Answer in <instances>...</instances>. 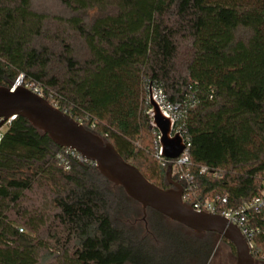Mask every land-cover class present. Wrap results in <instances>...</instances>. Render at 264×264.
<instances>
[{
    "label": "trees",
    "instance_id": "trees-1",
    "mask_svg": "<svg viewBox=\"0 0 264 264\" xmlns=\"http://www.w3.org/2000/svg\"><path fill=\"white\" fill-rule=\"evenodd\" d=\"M20 76L167 189L149 129L159 88L180 106L175 129L190 144L200 199L221 194L236 208L264 188V0H0V87ZM61 149L22 117L6 131L0 264H148V246L175 234L190 248L182 264L210 263L216 234L182 238L187 228L151 209L142 220L93 165L69 155L65 170ZM250 219L264 264V210Z\"/></svg>",
    "mask_w": 264,
    "mask_h": 264
},
{
    "label": "water",
    "instance_id": "water-1",
    "mask_svg": "<svg viewBox=\"0 0 264 264\" xmlns=\"http://www.w3.org/2000/svg\"><path fill=\"white\" fill-rule=\"evenodd\" d=\"M150 130L160 134L163 155L177 159L185 151V139L180 133H173L174 123L161 112L149 92ZM22 117L34 128L46 134L52 142L71 149L84 159L95 163L99 173L111 184L121 187L125 194L138 203L143 212L151 209L170 221L195 234L213 233L231 243L235 248L236 264H256L253 251L245 236L226 218L196 212L182 200L183 188L173 181L171 167L167 171L170 188L163 189L149 182L141 172L126 162L110 143L87 130L81 123L54 107L32 91L0 87V117L4 120Z\"/></svg>",
    "mask_w": 264,
    "mask_h": 264
},
{
    "label": "built area",
    "instance_id": "built-area-1",
    "mask_svg": "<svg viewBox=\"0 0 264 264\" xmlns=\"http://www.w3.org/2000/svg\"><path fill=\"white\" fill-rule=\"evenodd\" d=\"M18 86L26 88L43 98L42 87L33 81L25 82L23 76L19 77L12 88H17ZM150 89L152 92V97L158 104L163 115L171 119L175 125V123L178 122L180 118V106L178 104H170L161 89L156 87ZM150 112L151 109L148 112L149 115ZM15 119L16 117L14 116L9 120L4 121L0 125V143L3 140L6 131ZM3 120L4 119L0 117V123ZM173 133L182 134V132L180 130H176L175 127ZM185 147V151L177 159H170L165 157L163 155L161 146L155 153L154 157L162 167L167 169V171L171 167V175L173 181L179 183L183 188L182 200L185 204L192 207L198 213L203 212L206 214L226 218L231 224L237 227L241 233L244 234L249 246L253 251L254 237L257 233V230L252 227L250 217L253 214H259L262 210H264V188L259 196L253 198L249 202L243 203L241 206L236 208L229 207L228 197L221 194H213L206 198L200 199L198 197V186L196 185L195 175L192 172V164L190 162L188 153L190 144L187 143L186 140ZM69 155L72 157H76L81 162L89 163L96 167L95 163L84 159L73 150L62 148L61 151L57 153V159L60 161V164L64 165L65 170L69 169L68 163L66 161V156ZM209 173L210 169L208 167L202 166L199 168L200 175H209ZM214 177L217 178L218 175L214 174Z\"/></svg>",
    "mask_w": 264,
    "mask_h": 264
},
{
    "label": "rangeland",
    "instance_id": "rangeland-1",
    "mask_svg": "<svg viewBox=\"0 0 264 264\" xmlns=\"http://www.w3.org/2000/svg\"><path fill=\"white\" fill-rule=\"evenodd\" d=\"M54 107L57 106V103L54 99L49 101ZM122 220H128L123 219ZM189 230H183L180 235L182 238H190L192 234L188 232ZM167 237H171L167 239V242H163L162 245L159 244H151L148 246V254L150 255H141L140 261L143 263L151 264V262L156 264H182L183 256H185V252L183 249H190L185 243H181L178 240L179 235H169ZM216 250L209 264H236V256L235 253L232 252L228 243L224 242L219 235H216ZM153 247V248H152ZM192 250V249H191ZM196 252V251H192ZM189 253V252H188ZM202 254V253H201Z\"/></svg>",
    "mask_w": 264,
    "mask_h": 264
},
{
    "label": "flooded vegetation",
    "instance_id": "flooded-vegetation-1",
    "mask_svg": "<svg viewBox=\"0 0 264 264\" xmlns=\"http://www.w3.org/2000/svg\"><path fill=\"white\" fill-rule=\"evenodd\" d=\"M170 186V185H169ZM171 187V186H170ZM170 187H168V188H170Z\"/></svg>",
    "mask_w": 264,
    "mask_h": 264
}]
</instances>
